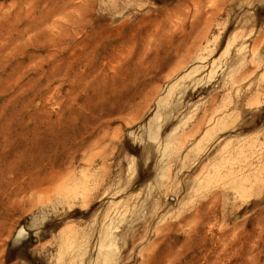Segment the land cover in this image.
<instances>
[{"label": "rangeland", "instance_id": "rangeland-1", "mask_svg": "<svg viewBox=\"0 0 264 264\" xmlns=\"http://www.w3.org/2000/svg\"><path fill=\"white\" fill-rule=\"evenodd\" d=\"M0 264H264V0H0Z\"/></svg>", "mask_w": 264, "mask_h": 264}]
</instances>
